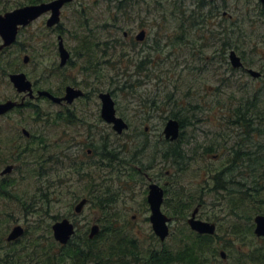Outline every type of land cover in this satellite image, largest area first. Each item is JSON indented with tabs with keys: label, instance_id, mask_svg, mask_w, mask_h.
<instances>
[{
	"label": "rangeland",
	"instance_id": "obj_1",
	"mask_svg": "<svg viewBox=\"0 0 264 264\" xmlns=\"http://www.w3.org/2000/svg\"><path fill=\"white\" fill-rule=\"evenodd\" d=\"M29 1L0 0V10L6 8L9 11L14 9L16 4ZM122 1L77 0L62 9V35L66 48L73 52L70 53L72 64L66 68L59 67L57 32L45 27L46 16L22 30L18 44L3 54L4 58L10 56L11 59L12 56L18 55L15 68L27 74L37 86L63 90V86L71 85L81 88L87 96L69 107L82 118L73 126H65L63 121L56 123L55 114L60 112L62 107L48 101L41 100L35 103L37 107L19 113L13 112L7 119L11 125L2 127L0 131V171L8 164H13L14 169L11 173L0 176V180L4 178L16 183L8 187L13 194L10 198H29L28 204L33 212L41 208L50 212L45 219H39L33 224L39 232H44L46 227L51 228L57 220L68 218L76 224L78 233H89L95 220L102 216L100 208L96 205L98 197L101 196L109 201V208H114L112 212L133 218L131 225L139 234L143 249L150 246L156 251L172 252L176 242L174 234L184 225L187 226V218L193 211L192 209L184 219L175 217L173 194L197 190V196L204 202L198 217L215 222L219 230L218 225L221 222L212 219L223 216L218 207L222 198H243L247 195L251 198L252 191L236 183L237 180H247L251 185L252 178H258L264 173V162L257 156V163H253L251 157H244L247 161L241 163L237 158H229L232 149L241 150L242 153L247 149L246 144L253 147L264 144V125H261V128L259 126L257 130L253 127L252 130L249 125L239 127L234 112L240 104H246L249 96L254 94L262 101L260 106L258 103L257 106L264 113V89L258 91L264 85V20L256 16L257 11L253 3L257 0H226L228 5L225 12L230 15L232 21L234 20L235 27H242L241 30L237 29L236 35L239 34L243 48L236 51L246 60L249 67L263 74L262 79L256 80L241 71H229L230 64L227 62L230 50H226V54L222 53L224 51L219 41L231 22L227 20L229 26H224L222 22L225 20L221 15L214 16L205 24L199 17L198 27L186 31L183 39L178 40L176 21L167 9L170 5L164 4L165 9L159 10L152 8L153 2L149 7L145 3L136 7L131 4L132 8L127 9L128 16L123 17L122 11L116 9V6H125L121 5ZM166 1L171 0H162L164 3ZM182 1H185L188 10L194 7V0ZM79 11L87 19L82 17V21L88 22L84 33H94L102 42L121 39L124 32H128L131 40H134L140 30H145L147 37L145 45L142 44L141 47L146 51L141 55L137 54L139 46L132 49L128 46L130 43L122 41L109 44V50L104 46L108 56L95 58L92 61L94 67H90L87 58H79L73 50L76 42L73 35L78 27ZM155 45L159 49L155 50ZM25 54L31 58L27 65L22 64ZM146 55L148 56L145 60L143 57ZM139 61L147 62L146 67H141L144 72L137 70ZM56 68L59 69L57 78L44 77L47 76L46 72ZM100 92L112 93L118 116L129 124L128 130L122 135H116L110 125L99 119ZM15 94L6 79L0 78V101L14 98ZM154 99L158 100L155 107L151 106ZM36 109L44 113L41 116L36 115ZM178 110L182 111L179 117L190 122L185 125L181 139L187 142L183 147L187 151L186 156L192 157L193 160L190 166L193 169L183 170L182 175L172 169L168 162L163 161L162 152L157 148H168L162 144L163 127L168 118H171L170 113ZM23 128L30 132L29 138L23 135ZM245 133L248 137H244ZM102 140H107L117 148L118 156L112 159L110 168L99 165V146ZM26 146L32 149V154L23 155L22 160L21 154L15 155V152L22 151ZM67 146L73 151H79V160H84L86 170L89 169L92 173L94 171L93 175L90 176L86 170L76 174L69 168L68 161L63 158V149ZM207 147L212 148V151L205 154ZM92 148L99 151L97 155L87 157L82 153V150L85 152ZM192 149H197L195 154L190 153ZM40 156H43V159H39L37 163L32 160ZM260 156L264 159V155ZM77 161L75 158L74 163ZM98 167L101 170H97ZM132 169L137 170L139 174L133 175ZM207 169L212 170L215 178L205 173ZM82 174L84 177H81ZM259 178L257 189L261 191L264 182ZM204 179L207 180L206 184L203 183ZM152 182L164 187L167 202L164 203L163 210L173 220L170 226L171 235L162 243L153 235L148 220L150 213L146 203L147 187ZM219 183L226 189H219ZM96 184H101L102 187L97 188L94 186ZM200 184L205 187L200 189ZM208 185L212 188L206 190ZM203 190L205 193H201ZM40 198H49V201L43 200V206L39 207ZM82 198H88L89 202L83 212L76 215L73 208ZM0 202V205L7 203ZM7 206L3 208V212L7 211L12 219L4 225L5 237L14 225L20 224L27 228L34 219L32 216H25L19 206ZM227 226L228 223H225L223 228ZM84 236L89 238V234ZM84 236L79 238L78 242L83 241ZM215 247L225 252V259L230 258L226 244L220 242ZM6 250L5 244H0V255ZM146 252L149 253L147 256L140 252L143 257H138L137 263L134 261V264H145L152 251L146 248L144 253ZM207 252L203 249L201 254L206 255ZM209 260L213 261L212 258ZM209 260L203 261V264H211Z\"/></svg>",
	"mask_w": 264,
	"mask_h": 264
},
{
	"label": "trees",
	"instance_id": "obj_2",
	"mask_svg": "<svg viewBox=\"0 0 264 264\" xmlns=\"http://www.w3.org/2000/svg\"><path fill=\"white\" fill-rule=\"evenodd\" d=\"M43 1L48 0H30L29 4H36ZM126 1L128 3L121 4L125 6H116L117 10L122 11L123 17L124 15L128 16L127 9L130 10L132 5L134 6V1L139 0ZM153 2L163 7L159 0H153ZM169 5L167 9H169L172 19L176 21V30L179 32L177 39L181 40L186 31L198 27L200 24L198 20L199 17L203 20L202 23L205 24L212 19L213 16L222 14V11L226 9V0H196L194 7L189 10L185 5V1L182 0H172ZM159 10H164V8ZM4 11H7V9L2 8L0 10V12ZM256 11L257 15L264 20V10L257 9ZM82 17L86 19L81 11H79L77 19L78 27L73 35L76 41L73 50H75L80 57L87 58L90 61L88 64L90 67H94L92 61L95 60V58L98 57L99 59L101 55L108 56V53L105 52V48L109 50V44L121 41L122 43L127 42L123 37L121 39H114L112 42H102L100 41L101 39L96 37V34L84 33L87 29L88 22L86 21L87 19L82 21ZM226 21L227 20L223 21L222 24L228 27L229 25ZM234 25V22H231L230 27L226 28L228 30L220 37L219 43H221V48L224 51L220 52L224 54L228 49L233 48L240 50L243 48L240 44L239 34L236 35L237 29L241 30L242 27L241 25L238 27ZM128 46L132 49L135 48V45L131 42ZM157 48L155 45L154 49L156 50ZM147 56L148 55L143 58L145 59ZM146 64V61H139L137 70L144 72L141 67H146ZM1 65L2 62L0 61V67H2ZM157 101L156 99L152 100L151 106L155 107ZM257 103L260 106L262 101L260 103L258 97L252 94V96H249L246 104H240V107L234 111L236 113V123L241 125L237 124L239 127L250 125V127L256 130L259 126L264 125V113L261 111V108L257 106ZM179 112V110L177 112L172 111L170 117L178 119L181 128L185 129V125L190 124V122L183 121L179 117L182 111ZM187 118V120H189L188 116ZM81 119V117L68 112V114L62 113L56 116L55 122L63 121L64 125L67 126L69 123H74ZM247 133H245L244 137H248ZM181 138L173 144L166 142L162 143L165 145L167 144L168 148L166 149L162 150L160 146H157V148L161 150L163 159L168 161L172 169H175L177 173L182 175L183 170L193 169L190 168L193 160L192 157L186 156L187 151L183 147L187 142H184ZM246 148L247 149L242 153H240L241 150H231L229 158H237L239 163H241L245 162V158L251 157L252 162L257 163L258 161H255L257 156L260 161L262 160V163L264 162V159L260 156L264 155V144L257 145L256 147L251 146V144L247 146L246 144ZM193 149L190 153L195 154L197 149ZM31 150L29 146H26L22 151L15 152V155L21 154L22 160H24L23 155H31ZM99 150L101 151L99 154L101 159L99 165L103 168L112 167V159L118 156L117 148H115L113 144L108 143L107 140H102ZM63 151V158L66 162L68 161L71 170L73 169L76 174H81L86 170L84 160H79L81 159L79 151H73L70 146H67ZM211 151L212 148L207 147L204 153L208 154ZM98 152L96 148H92L90 156L97 155ZM82 153L90 157L86 151L83 152L82 150ZM75 158L78 160L76 163H74ZM39 159H43V156L38 157V159L36 157L32 160L37 163ZM103 162L106 163L104 164ZM126 162L128 163L130 161ZM97 170H101V168L98 167ZM132 170L133 175L139 174L137 170ZM211 171V169H207L205 173L215 178ZM87 172L90 176L94 173V171L93 173L90 172L89 169L86 170V173ZM39 174L40 173H38V175ZM81 177H84V175L82 174ZM216 177L221 178V176ZM259 177L258 178L264 182V173L260 174ZM258 178H252L251 185L247 180H237L236 182L252 191L253 194L251 198H248V195L243 198H222L221 204H218V207L223 216L212 219L221 222L218 225L219 230L216 235H198L190 231V229L184 225L183 228L179 229L177 234H174L176 242L173 249H171L172 252L167 250L156 251L153 247H146L150 249L152 253H150L149 257L146 259L145 264H203V261H207L209 258L213 259V261L209 260L211 264H264V240L254 236L252 222L255 214L264 215V187L261 186L263 188L261 191L257 189ZM185 179L186 177L184 180ZM175 182L177 183V181ZM203 183L206 184L207 180L204 179ZM13 184L16 183L0 180V201L7 202L4 205H0V244H5L7 247L5 253L0 255V264H134V261L137 263L138 257L142 258L143 255L147 256L149 254L148 252H146V254L144 253V249L146 248L144 247L143 249L139 234L131 225V219L112 212L114 208H109V201L101 196L98 197V202H96V205L100 208L102 213V216L99 218L101 228L99 234L93 239L85 238V240L78 242L79 238L88 233L80 234L77 232L67 245H59L54 241L50 227H46L44 232H39L33 227V224L37 223L36 221L45 219L50 215V212L45 208L33 212L28 204L29 198H10L13 197V194L9 191L8 187ZM94 186L97 188L102 187L101 184H96ZM202 187L205 186L200 184L199 188L202 189ZM218 187L219 189H226L221 183H219ZM211 188L212 186L208 185L206 190ZM201 193H205V190L201 191ZM173 195V215L181 219H184L195 207L200 206L201 209L204 205L202 198L197 196V190L191 193H176ZM40 200L41 205L39 207H42L43 200L49 201V198H40ZM166 202L167 201H165V204ZM7 204L13 207L19 206L20 211L23 212L25 216L29 215L34 218L32 219V224L28 226L29 228L27 227L25 229V234L20 239L11 243L5 241L6 232L4 225L9 223L12 219V216L8 215L7 211L3 212V208L8 207ZM225 223H228V226L223 228ZM104 230H106V232ZM220 242L228 246L226 250L230 258L228 260L226 259V261L221 260L220 250L215 247ZM203 249L205 252L208 251L205 253L206 255H204V253L201 254Z\"/></svg>",
	"mask_w": 264,
	"mask_h": 264
},
{
	"label": "water",
	"instance_id": "obj_3",
	"mask_svg": "<svg viewBox=\"0 0 264 264\" xmlns=\"http://www.w3.org/2000/svg\"><path fill=\"white\" fill-rule=\"evenodd\" d=\"M72 1L74 0H53L49 3L25 6L10 12H6L2 15L0 14V38L2 39L0 50L12 45L15 42L19 26H27L32 21L38 19L41 15L47 12L51 13L49 19L47 20V26L52 27L54 25H57L60 21L61 8L66 3H70ZM261 2L264 4V0H261ZM144 38V31H141L135 37L137 41H143ZM59 52L61 57V65H64L69 57V53L63 45V40L61 36H59ZM27 59L28 58L26 57L25 62H27ZM229 61L233 68H240L243 66L240 57L237 56L236 52L233 50L229 53ZM248 73L254 78H258L261 76L260 72H257L253 69H249ZM10 80L19 93L28 91L29 95L32 96L31 83L27 81L26 76L23 73L10 75ZM39 95L47 96L52 99V101H54L55 103H61L63 100L66 101L68 104H71L76 98L82 97L83 92L80 89H75L73 87L68 86L66 88V94L63 98H55L46 91L39 92ZM99 98L101 100V118L108 124H111L113 130L117 134H122L123 131L128 129V125L121 117H118L116 115L114 101L111 95L109 93H101L99 94ZM21 105H23V102L18 103L12 100L0 103V115H3L12 108ZM179 127L180 126L177 120L169 119L166 122L163 130L165 139H168L170 141L176 140L179 136ZM23 132L24 134L28 135L25 130ZM11 170L12 166H7L1 174L4 175L10 173ZM163 196V190L157 184L149 185V192L147 196V202L151 210V215L149 219L152 224L155 235L159 237L161 241H164L169 235L168 223L170 222V218H168L161 211ZM86 203V199H82L80 202H78L74 207L75 213H81ZM197 211L198 209H195L191 217L187 220L188 225L193 231H196L199 234L213 235L215 233V225L197 219ZM254 224L255 235L257 237L264 238V215L255 216ZM52 230L54 239L62 245L67 244L75 233L74 224L71 223L68 219H63L54 223L52 226ZM98 231L99 226L96 224L93 225L89 235L90 238L97 234ZM23 233L24 229L21 226H14L7 236V241H14L20 236H22ZM222 257H224L223 254Z\"/></svg>",
	"mask_w": 264,
	"mask_h": 264
},
{
	"label": "flooded vegetation",
	"instance_id": "obj_4",
	"mask_svg": "<svg viewBox=\"0 0 264 264\" xmlns=\"http://www.w3.org/2000/svg\"><path fill=\"white\" fill-rule=\"evenodd\" d=\"M71 53H73L72 51H71ZM72 64V61H71V55H70V58L68 59V61H67V65L64 67V68H66L68 65H71ZM58 73H52L51 75L52 76H54V75H57ZM53 78H55V77H53ZM42 81V80H41ZM43 83V82H42ZM33 87H34V92H37L39 89L37 88V87H40V86H37L35 83H33ZM63 87H65V86H63ZM42 88V87H41ZM57 92H62V90L60 89V88H57V89H55ZM63 94H64V92H62V94H61V96H63ZM16 97H18L17 99H20L21 98V96H16ZM41 100H43V101H47V99H45V98H40V99H37V100H35V101H33V102H31V106L32 107H37V105H35V103L36 102H39V101H41ZM61 106H63L64 107V104L63 105H61ZM1 119H3L2 121L3 122H1L0 123V129L2 128V127H6V125H11V123L9 122V120H7L8 119V117L7 116H4V117H0V120ZM2 130V129H1ZM170 143H171V141H170Z\"/></svg>",
	"mask_w": 264,
	"mask_h": 264
},
{
	"label": "bare ground",
	"instance_id": "obj_5",
	"mask_svg": "<svg viewBox=\"0 0 264 264\" xmlns=\"http://www.w3.org/2000/svg\"><path fill=\"white\" fill-rule=\"evenodd\" d=\"M260 125V124H259ZM263 127V126H262ZM128 128H129V126H128ZM252 128V127H251ZM260 128H261V126H260ZM252 130H253V128H252ZM255 130V129H254ZM257 130V129H256ZM260 130V129H259ZM262 131V130H261ZM251 132H253V131H251ZM255 132V131H254ZM258 132V131H257ZM262 133V132H261ZM264 134V133H263ZM258 135V134H257ZM260 136V135H259ZM264 136V135H263ZM256 137V136H255ZM243 139V138H242ZM239 140V139H238ZM237 141V140H236ZM251 141V140H250ZM162 142V141H161ZM172 142V141H171ZM240 143V142H239ZM242 143V142H241ZM247 143V142H246ZM236 145V144H235ZM256 145V144H255ZM259 146V145H258ZM243 147V146H242ZM255 147V146H254ZM232 150H234V149H232ZM154 152V151H153ZM241 152V151H240ZM245 157V156H244ZM247 158H250V157H247ZM244 160H246V159H244ZM151 161V160H150ZM237 170V169H236ZM231 176V175H230ZM232 177V176H231ZM230 180V179H229ZM234 183V182H233ZM232 184V183H231ZM229 186V185H228ZM232 186V185H231ZM236 186V185H235ZM234 186V187H235ZM240 186V185H239ZM233 187V186H232ZM231 187V188H232ZM236 187H238V186H236ZM238 188H240V187H238ZM107 192V191H106ZM234 192V191H233ZM236 193V192H235ZM109 194V193H108ZM240 195V194H239ZM179 198V197H178ZM232 198H233V196H232ZM99 231H100V228H99ZM99 231L97 232V234L99 233ZM97 234H95L92 238H90V236H89V239H93ZM169 236H167V238H168ZM166 238V239H167ZM165 239V240H166ZM84 240H85V236H84ZM164 240V241H165ZM163 241V242H164ZM221 254H223L225 257H226V254H225V252L224 251H220V256H221ZM227 258V257H226ZM225 259V258H224Z\"/></svg>",
	"mask_w": 264,
	"mask_h": 264
}]
</instances>
